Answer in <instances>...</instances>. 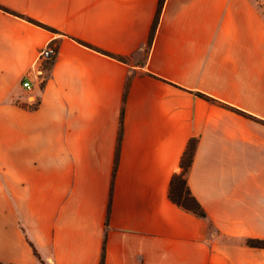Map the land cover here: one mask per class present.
Here are the masks:
<instances>
[{
	"label": "crops",
	"instance_id": "0c3cea01",
	"mask_svg": "<svg viewBox=\"0 0 264 264\" xmlns=\"http://www.w3.org/2000/svg\"><path fill=\"white\" fill-rule=\"evenodd\" d=\"M158 1L0 0L57 31L0 11V264H264V125L197 96L264 120V0H165L146 53Z\"/></svg>",
	"mask_w": 264,
	"mask_h": 264
},
{
	"label": "trees",
	"instance_id": "16d2710c",
	"mask_svg": "<svg viewBox=\"0 0 264 264\" xmlns=\"http://www.w3.org/2000/svg\"><path fill=\"white\" fill-rule=\"evenodd\" d=\"M165 0H159L158 1V6H157V12H156V16L154 19V22L151 26V30L149 33V38H148V42H147V46L145 49V52L147 53L152 45L155 33H156V29H157V25L159 22V17H160V13L163 7ZM0 11L16 16L20 19H23L25 21H27L30 24H33L37 27H40L42 29H45L51 33H57V31L37 20H34L32 18H29L23 14H19L16 12H13L3 6L0 5ZM79 42V41H78ZM80 44L93 49L101 54L107 55L111 58H114L120 62H124V63H128L129 62V58H124V57H119V56H115L103 51H100L94 47H91L85 43L79 42ZM128 83L129 80L126 83L125 88L127 89L128 87ZM197 96L203 98L204 100L211 102L213 104H217L220 106H223L229 110H231L232 112L243 116L247 119H250L254 122L260 123L264 125V120L259 119L253 115H250L249 113H246L245 111L238 109L236 107H233L231 105H228L226 103H223L213 97H210L208 95L202 94V93H197ZM37 106V104L34 106V108ZM122 123H123V110L121 111L120 114V127H119V133H118V141H117V148H116V156H115V162H114V172L116 171V166H117V162H118V155H119V148H120V142H121V137H122ZM198 142L199 139L197 137H192L191 139L188 140L186 148L180 158V162H179V168L178 170L172 175L171 181H170V185H169V190H168V197L169 200L175 204L176 206L180 207L181 209L192 213L193 215L205 219L207 218V214L205 212V210L203 209V207L200 205V203L197 201V199L194 197V195L192 194L188 182H187V175L189 174V171L193 165V161H194V157H195V153H196V149L198 146ZM110 211V205L108 206V214ZM105 243L106 241L104 240L103 243V247H102V252H101V257H100V264H104L105 262ZM243 245L249 248H256V249H264V239H257V238H246L243 240ZM31 248L33 250L34 255L37 258L39 257V254L37 253L36 249L33 247V245H31Z\"/></svg>",
	"mask_w": 264,
	"mask_h": 264
},
{
	"label": "built area",
	"instance_id": "2783aa9c",
	"mask_svg": "<svg viewBox=\"0 0 264 264\" xmlns=\"http://www.w3.org/2000/svg\"><path fill=\"white\" fill-rule=\"evenodd\" d=\"M57 54V47L52 42L47 43L40 51L34 65L27 73L26 77L22 80V87L26 90H31V79L43 82L44 66L55 58ZM37 103H35L36 105ZM33 105V106H35Z\"/></svg>",
	"mask_w": 264,
	"mask_h": 264
},
{
	"label": "rangeland",
	"instance_id": "374dc122",
	"mask_svg": "<svg viewBox=\"0 0 264 264\" xmlns=\"http://www.w3.org/2000/svg\"><path fill=\"white\" fill-rule=\"evenodd\" d=\"M50 67V62L49 63H47L45 66H44V69H48ZM44 75V74H43ZM35 103L36 102H34L33 104H31V105H35Z\"/></svg>",
	"mask_w": 264,
	"mask_h": 264
}]
</instances>
